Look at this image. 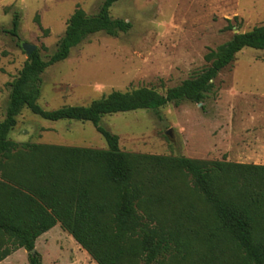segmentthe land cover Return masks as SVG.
<instances>
[{
	"label": "trees",
	"instance_id": "obj_1",
	"mask_svg": "<svg viewBox=\"0 0 264 264\" xmlns=\"http://www.w3.org/2000/svg\"><path fill=\"white\" fill-rule=\"evenodd\" d=\"M118 1L104 0L95 15L76 8L49 60L36 50L10 84L0 121V242L5 238L10 250L0 262L23 249L27 264H41L31 253L35 242L59 224L95 264H264V166L128 154L99 125L107 115L201 104L236 54L264 51V26L208 51L209 66L165 95L142 87L112 91L86 106L45 111L38 105L46 68L91 35L129 31L128 22L109 16ZM18 23L15 15L8 32L14 38ZM22 110L51 123H89L107 148L14 143L9 135ZM183 177L192 192L161 194Z\"/></svg>",
	"mask_w": 264,
	"mask_h": 264
},
{
	"label": "rangeland",
	"instance_id": "obj_2",
	"mask_svg": "<svg viewBox=\"0 0 264 264\" xmlns=\"http://www.w3.org/2000/svg\"><path fill=\"white\" fill-rule=\"evenodd\" d=\"M103 1L0 0V121L10 84L27 59L20 45H34L42 60H49L74 10L95 15ZM15 15L18 38L8 34ZM109 16L131 28L115 37L91 35L66 60L46 68L38 100L43 110L86 106L112 91L142 87L165 95L209 66L204 60L208 51H216L235 34L264 26V0H119ZM99 125L115 135L120 151L128 154L264 166V51L236 54L201 104L183 101L154 111L107 115ZM9 140L107 148L89 123H51L27 110L16 118ZM191 187L190 179L183 177L161 194H187ZM9 250L3 238L0 256ZM35 252L41 264H95L59 224L36 240ZM10 255L7 264H27L26 251Z\"/></svg>",
	"mask_w": 264,
	"mask_h": 264
},
{
	"label": "water",
	"instance_id": "obj_3",
	"mask_svg": "<svg viewBox=\"0 0 264 264\" xmlns=\"http://www.w3.org/2000/svg\"><path fill=\"white\" fill-rule=\"evenodd\" d=\"M22 51L24 52V54L28 57L30 56L33 52L36 51V47L34 45H30V44H26V43H22L20 45ZM167 135H169V133H167ZM33 251H31V253H33Z\"/></svg>",
	"mask_w": 264,
	"mask_h": 264
},
{
	"label": "crops",
	"instance_id": "obj_4",
	"mask_svg": "<svg viewBox=\"0 0 264 264\" xmlns=\"http://www.w3.org/2000/svg\"><path fill=\"white\" fill-rule=\"evenodd\" d=\"M44 235V234H43ZM41 237V236H40ZM80 248V247H79ZM21 250H23V249H20V250H17V251H21ZM82 250V249H81ZM16 251V252H17ZM34 251H35V248H34ZM16 252H14V254L16 253ZM86 253V252H85ZM11 258V255H9V256H7L4 260H2L1 262H0V264H7V262L9 261V259Z\"/></svg>",
	"mask_w": 264,
	"mask_h": 264
}]
</instances>
